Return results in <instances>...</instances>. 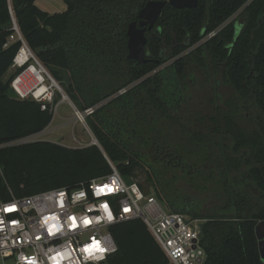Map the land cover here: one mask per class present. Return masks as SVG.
<instances>
[{
  "label": "trees",
  "instance_id": "obj_1",
  "mask_svg": "<svg viewBox=\"0 0 264 264\" xmlns=\"http://www.w3.org/2000/svg\"><path fill=\"white\" fill-rule=\"evenodd\" d=\"M62 1L63 11L47 12L35 0H0V143L53 118L10 87L21 45L4 46L14 19L77 110L93 109L85 121L100 146L0 148V199L77 188L110 164L127 182L143 170L145 194L198 220L202 264H263L255 226L264 221V0L167 2L145 31L142 63L128 57L127 28L149 0ZM202 84L209 95L199 101ZM110 231L117 251L108 264H172L141 219Z\"/></svg>",
  "mask_w": 264,
  "mask_h": 264
},
{
  "label": "built area",
  "instance_id": "obj_2",
  "mask_svg": "<svg viewBox=\"0 0 264 264\" xmlns=\"http://www.w3.org/2000/svg\"><path fill=\"white\" fill-rule=\"evenodd\" d=\"M13 30L4 46L15 40L21 45L13 57L11 68L17 72L10 87L18 99H33L54 114L56 94L63 100L67 95L26 44L14 19ZM74 108L77 117L83 115L81 121L93 111ZM37 134L4 141L0 148L36 141ZM91 144L100 146L95 137ZM110 167L109 174L77 188L0 199V258H11L14 264H108L117 251L111 227L141 219L172 264H202L198 220L163 208L153 194Z\"/></svg>",
  "mask_w": 264,
  "mask_h": 264
},
{
  "label": "rangeland",
  "instance_id": "obj_3",
  "mask_svg": "<svg viewBox=\"0 0 264 264\" xmlns=\"http://www.w3.org/2000/svg\"><path fill=\"white\" fill-rule=\"evenodd\" d=\"M51 2L54 6V8L51 9V12L60 11V6H64L62 0H51ZM40 3H42V0H40ZM235 16L236 15H234L232 18ZM239 30L240 25L236 24V32L238 33ZM13 72L14 70L10 68L6 76L8 77ZM61 90L63 91L62 88ZM221 90L226 93L229 92L228 87H223ZM208 95L209 87L204 86V84H202L199 90L194 91V98H198L199 101H203L205 99L204 97ZM75 111L76 110L72 105V102H70L68 98L63 100L60 95V98L56 102V111L53 114L50 124L44 130L34 136V139L49 140L68 147H84L89 145L94 135L87 130L85 118L82 121L79 120ZM132 181L143 184L145 187L148 186L146 175L143 170H137L136 175L132 178ZM152 192L153 191L151 190L150 194H153ZM159 202L161 206L166 209L164 203L161 201ZM0 264H14V261L11 258H7L5 260L0 258Z\"/></svg>",
  "mask_w": 264,
  "mask_h": 264
},
{
  "label": "water",
  "instance_id": "obj_4",
  "mask_svg": "<svg viewBox=\"0 0 264 264\" xmlns=\"http://www.w3.org/2000/svg\"><path fill=\"white\" fill-rule=\"evenodd\" d=\"M175 8H192L197 5V0H149L139 11L138 21H132L127 28L128 57L145 62L144 46L146 44L145 31L150 30L157 20L161 9L166 3ZM68 97V96H66ZM83 113V112H82ZM258 239V250L264 264V221H259L255 226Z\"/></svg>",
  "mask_w": 264,
  "mask_h": 264
},
{
  "label": "crops",
  "instance_id": "obj_5",
  "mask_svg": "<svg viewBox=\"0 0 264 264\" xmlns=\"http://www.w3.org/2000/svg\"><path fill=\"white\" fill-rule=\"evenodd\" d=\"M35 4H37L38 7H40L41 9L47 12H51V9L54 8L51 0H42V3H40V0H35ZM64 9H65V4L64 6L63 5L60 6V11H63Z\"/></svg>",
  "mask_w": 264,
  "mask_h": 264
},
{
  "label": "bare ground",
  "instance_id": "obj_6",
  "mask_svg": "<svg viewBox=\"0 0 264 264\" xmlns=\"http://www.w3.org/2000/svg\"><path fill=\"white\" fill-rule=\"evenodd\" d=\"M67 98L65 97L64 100H66ZM78 118L79 119H82L83 118V115L81 113H78Z\"/></svg>",
  "mask_w": 264,
  "mask_h": 264
}]
</instances>
